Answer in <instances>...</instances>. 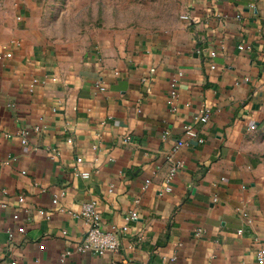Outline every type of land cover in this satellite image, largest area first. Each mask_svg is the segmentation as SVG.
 Here are the masks:
<instances>
[{"label": "crops", "instance_id": "obj_1", "mask_svg": "<svg viewBox=\"0 0 264 264\" xmlns=\"http://www.w3.org/2000/svg\"><path fill=\"white\" fill-rule=\"evenodd\" d=\"M30 7L0 0V264H264V0H181L170 28L82 43L50 40ZM186 124L203 141L173 151ZM86 201L120 248L61 261Z\"/></svg>", "mask_w": 264, "mask_h": 264}, {"label": "rangeland", "instance_id": "obj_2", "mask_svg": "<svg viewBox=\"0 0 264 264\" xmlns=\"http://www.w3.org/2000/svg\"><path fill=\"white\" fill-rule=\"evenodd\" d=\"M181 0H30L36 25L50 40L82 43L114 30L157 31L179 18ZM111 30V31H110ZM261 139L264 140V123ZM264 157V154L262 155Z\"/></svg>", "mask_w": 264, "mask_h": 264}, {"label": "built area", "instance_id": "obj_3", "mask_svg": "<svg viewBox=\"0 0 264 264\" xmlns=\"http://www.w3.org/2000/svg\"><path fill=\"white\" fill-rule=\"evenodd\" d=\"M181 19L187 20L188 15L187 14H182L180 15ZM17 45L19 43H16ZM212 54H214L212 52ZM5 56H9L10 52H6L4 54ZM178 75H180V72L170 78L169 81V90H168V95H167V105L169 106L170 109L174 110L175 109V100L177 98V86H178ZM96 91L101 92L105 89V86L102 84V81H96ZM209 119V110L208 108H203L201 110V114L195 118V121L197 123H205ZM251 129L255 128V124L251 123L249 126ZM37 129V127L35 128ZM184 134L186 135V139L184 140H177L175 145L173 146L172 150L176 151L180 146L189 143L190 141H195V142H202L203 138L199 137L197 134V131L193 125L186 124L183 127ZM22 142L25 143L26 139L25 136L27 134L26 130H23L22 132ZM177 166H172L166 177V183L167 185L164 187L165 191L170 190V185L168 184L170 179L172 178ZM80 175L83 178H87L89 176V173L86 171H83L80 173ZM144 187H146L144 185ZM3 191H0V196L3 194ZM19 202L23 200L21 196H18ZM52 202L55 204L57 203V197H55ZM2 207L5 206L4 203L0 204ZM76 216H79L81 218H84L86 223H87V228L85 229L82 238L80 241L75 245L73 250H66L64 251L61 256L60 260L64 261L66 257H68L71 253L74 251H79V252H85V251H90L94 254H103L104 252H117L120 248V240L118 238V230L116 228H112L109 230L103 229L101 226V218L98 210L96 209V205L93 201H86L82 203L80 209L74 213ZM14 219H18V214L14 213L13 215ZM137 217V213L134 210H131L127 216L126 220H131ZM128 229L127 225L121 226L119 231L121 233H126ZM241 232V230H239ZM24 233L25 228L23 225H16L14 230H8V236L9 238H12L14 236V233ZM63 233L66 234V230H63ZM200 234V230L195 231V235L198 236ZM256 257L258 263H263L264 262V249L259 248L258 251L256 252Z\"/></svg>", "mask_w": 264, "mask_h": 264}]
</instances>
